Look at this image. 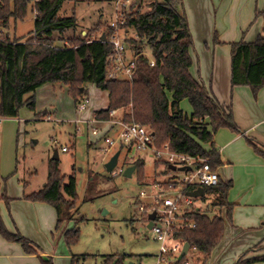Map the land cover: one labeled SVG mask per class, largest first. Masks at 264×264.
<instances>
[{"label": "trees", "instance_id": "obj_1", "mask_svg": "<svg viewBox=\"0 0 264 264\" xmlns=\"http://www.w3.org/2000/svg\"><path fill=\"white\" fill-rule=\"evenodd\" d=\"M65 1L36 0L31 6L34 18L30 36L23 41L10 40L7 35L0 38V119H17L22 107L34 111V93L45 84L67 87L75 105L80 103L79 98L86 95V86L93 85L108 93V106L93 112L92 116L98 121H108L110 112H120L123 123H136L148 128L153 135V146L157 149L168 143L172 152L207 160L211 169L216 170L222 163L213 136L218 130L227 129L241 135L253 152L264 159V147L242 134L234 122L231 107L219 104L204 85L191 76L189 52L192 37L182 0H140L138 5L131 7L125 26L137 38H130L127 42L135 58V73L131 82L108 77L107 61L112 50L108 27L97 37L92 35L100 25L83 38H71L65 42L55 40L54 34L62 36L76 28L74 17L57 16ZM30 2L3 0L0 3L2 29H7L11 19L22 20ZM102 36L104 41H101ZM56 41L63 45L57 46ZM142 44L148 48L150 57L143 55ZM213 44H218L215 36ZM229 47L231 87H248L255 98L258 91L264 88V33L251 43L240 40ZM150 61L153 66H150ZM27 95L29 97L25 99ZM183 100H187L191 107L190 117L179 108ZM36 117L41 119L45 114L42 112ZM202 145H208L209 150ZM143 165V160L130 164L135 167L140 179L144 178ZM58 166V156L56 160L51 158L45 184L38 191L23 197L25 201L51 206L57 215L56 229L64 221L72 220L69 211L74 208L76 199L75 179L70 177L65 183ZM231 188V181L221 180L215 187H203L204 196L200 200L205 202L206 196H212L211 206L220 210L219 215L209 217L207 211L196 208L184 216L186 222L195 224V228L174 231L172 238L195 246L207 259L220 242L225 223L231 224L233 206L227 201ZM184 190L189 192L194 187H185ZM0 200L9 204L4 195ZM143 220L144 223L147 221L145 215ZM82 221L81 218L74 220L75 224ZM0 237L20 244L26 254H36V249L28 240L6 229L1 217ZM78 238L79 230L76 228L64 233L68 247L76 244ZM250 251L240 255L234 264L264 263V256L247 258ZM128 258L117 254L103 256L101 264H124ZM77 259L72 256L70 264H76Z\"/></svg>", "mask_w": 264, "mask_h": 264}, {"label": "crops", "instance_id": "obj_2", "mask_svg": "<svg viewBox=\"0 0 264 264\" xmlns=\"http://www.w3.org/2000/svg\"><path fill=\"white\" fill-rule=\"evenodd\" d=\"M182 8L192 37L189 52L192 61L189 70L191 76L200 81L219 104L231 107L234 122L242 134L264 147V88L254 98L248 87H231L229 47L240 40L251 43L264 33V0H182ZM214 36L217 38V45L213 44ZM48 85L51 84H45L35 91L37 93L44 89L39 99L35 100L34 111L44 112L45 117L41 119L45 120L55 117L57 112L54 104L45 100L46 94L58 85L68 92L67 87L61 84H53L55 86H52V90L46 89ZM86 89L87 93L82 97L86 103L80 101L76 105L75 117L71 123L77 118V108L81 104L88 107V114L83 119L91 118L93 112L104 110L108 106L106 91H100L93 85H87ZM92 89L95 93H103V107L96 108L93 101L89 104L91 95H94ZM39 100L41 103L37 104ZM179 107L187 117L191 116L192 110L187 100L181 101ZM3 120L13 124H6L3 130L0 128V181L10 173L14 174L9 172L12 157L10 147L14 131H18L21 121ZM120 121L121 113L115 112L110 120L97 122L96 124L102 125L99 136L115 135L117 126L114 122ZM85 125L87 133L93 136L89 126ZM213 143L222 163L216 169L218 178L223 182H232L227 201L233 207L231 224L225 223L220 242L210 256L203 259L202 264H234L240 255L250 250L252 251L247 254V258L264 256V159L253 152L241 135L227 129L218 130L213 136ZM93 144L94 142L89 146ZM202 147L209 150L208 145ZM20 180L15 176L7 181L4 188L0 182V198L4 195L9 200V204L0 200V217L8 231L20 234L34 249L43 243L44 250L39 254L37 251L36 254H26L20 244L7 242L0 237V264H40L37 257L47 259L49 256L54 259H70L71 256L65 254V248L61 249L59 246L66 229H61L64 222L56 229L55 210L23 199L25 195L42 187L26 194V188L21 184L26 186V183L23 179ZM159 185L154 184L153 188Z\"/></svg>", "mask_w": 264, "mask_h": 264}, {"label": "rangeland", "instance_id": "obj_3", "mask_svg": "<svg viewBox=\"0 0 264 264\" xmlns=\"http://www.w3.org/2000/svg\"><path fill=\"white\" fill-rule=\"evenodd\" d=\"M2 1L0 0V3ZM32 4V1L28 4L22 20L11 19L5 30L0 24V38L7 35L10 40L23 41L30 36L34 18ZM145 11L146 9L143 8V12ZM178 11L181 12L180 9ZM113 14L114 0H66L57 16L59 18L74 17L76 28L67 31L62 36L54 34L53 37L62 42L71 38H83L100 25L101 27L97 28L92 35L97 37L104 28L108 27ZM129 36H133L132 31L129 32ZM57 41L56 45L61 47L63 43ZM141 47L145 56L150 57L148 48L144 44ZM127 56L130 58L131 54L128 53ZM52 86L55 85H48L46 89L52 90ZM54 88L46 94V98L44 97L57 109L55 117L51 116L49 121L36 120L39 119L36 117L39 110L30 111L26 107L19 110L17 119L21 120L20 126L18 131H14L10 147L12 157L9 172H14V174L10 173L2 178L1 186L4 188L7 181L16 176L18 180L25 181L26 186L21 184L26 188V194L39 189L46 182L48 162L56 153L59 160V171L65 178V183L70 177H73L76 183L75 206L69 211L72 220L64 221L61 229L65 227L66 231H69L76 228L79 230V238L76 244L68 247L64 236L62 237L59 246L61 249L65 248V254L77 257L76 264H101L103 256L115 254L129 257L124 264H154L158 245L151 231L147 229L143 215L138 212L139 202L147 203L149 200L140 199L139 195L144 193L146 197H150L156 193L157 190L153 188V185H161L166 180L167 170L162 164L157 165L151 152L145 150L136 154V157L143 159L144 178L140 179L135 170L130 177L123 176V172L132 164L130 159L125 158L124 151L120 152L114 170L111 173L107 172L105 164L117 152V149L114 148L104 153L102 150L106 145L103 141L107 135L100 137L99 134L93 137L87 133L85 124L75 126L71 123L75 117L74 108L78 103L74 104L62 86L58 85ZM43 92L44 89L34 93L35 100L39 99V95ZM93 92L94 95H91L89 104L93 101L96 108L103 107L105 103L103 93H95L94 90ZM28 97L29 95L25 96V99ZM79 101L85 102L82 98H79ZM40 103V100L37 101V104ZM86 108L82 117L88 114V107ZM0 120V128L3 130L4 126L10 122ZM77 127L79 132H76ZM93 127L101 133L102 125L95 124ZM92 142L94 144L90 147L89 144ZM62 148L66 151L62 152ZM6 152L5 149V154ZM7 170L6 167L5 171ZM212 201L213 197L207 196L205 202L198 199L194 203L201 211H207L209 217L218 216L220 210L211 206ZM43 205L53 210L51 206ZM79 218L83 221L75 224L74 220ZM38 245L36 251L39 254L44 250V244ZM37 259L40 264L43 262L70 264L71 262V258L68 260L63 257L54 259L53 256L47 259L37 257Z\"/></svg>", "mask_w": 264, "mask_h": 264}, {"label": "built area", "instance_id": "obj_4", "mask_svg": "<svg viewBox=\"0 0 264 264\" xmlns=\"http://www.w3.org/2000/svg\"><path fill=\"white\" fill-rule=\"evenodd\" d=\"M30 1L34 3L36 0ZM139 2L140 0H114V14L108 25L110 29L109 44L112 47L107 61L109 78H123L129 82L133 79L135 58L132 55L128 58L127 54L131 53L127 42L130 38L135 40L137 38L134 33L132 37L129 36V32L132 30H126L125 26L131 7L138 5ZM143 55L146 54L143 53ZM150 66H153L152 61H150ZM86 109L83 104L78 106L77 118L74 119V123L76 125L87 124L90 133L93 136H98L100 131L92 126L99 121L93 116L89 119L82 118ZM114 115L115 111L110 112V118ZM114 123L117 126L116 133L113 138H104L103 142L106 145L102 150L104 153L116 148L119 153L124 151L125 158L130 159V162L133 163L137 160H143L139 156L136 157V154L148 150L153 155L155 163L162 164L167 170V178L155 188L156 193L150 197H146L144 193L139 195L140 199L147 198L149 200L147 203L139 202V214L146 217L155 214L150 228L154 241L158 245L154 264H202L204 258L195 246L187 244L188 248L181 257L182 249L186 243L182 240L173 239L172 234L174 231L195 228V224L186 222L184 216L197 208L194 201L200 198L192 199L187 194L198 188L217 186L219 178L216 170L211 169L207 160L172 152L168 143L161 149L155 148L153 135L146 127L136 123L125 124L122 121ZM76 131L79 132V129L76 128ZM61 151L65 152L66 149L62 148ZM181 168H189V171H177ZM185 187H194V190L185 192ZM147 223L148 220L145 224Z\"/></svg>", "mask_w": 264, "mask_h": 264}, {"label": "water", "instance_id": "obj_5", "mask_svg": "<svg viewBox=\"0 0 264 264\" xmlns=\"http://www.w3.org/2000/svg\"><path fill=\"white\" fill-rule=\"evenodd\" d=\"M101 41H104V36L101 37ZM118 158H119V152H116L110 158V160L105 164V169L107 170V172L111 173L114 170V168L117 165ZM52 159L53 160L57 159L56 153ZM134 170H135L134 166H130V167L126 168V170L123 172V176L124 177H130L131 174L134 172ZM172 170L175 171L174 168H172ZM184 170L189 171V168H181V169H178L177 171L183 172ZM187 196L189 198H192V199L202 198L204 196V190L202 188H198L195 191L188 193ZM154 217H155L154 213L148 215V217H147V220H148L147 229H149V230L152 227V221L154 220ZM187 248H188V245L185 244L183 249H182V252H181V257L185 254Z\"/></svg>", "mask_w": 264, "mask_h": 264}]
</instances>
